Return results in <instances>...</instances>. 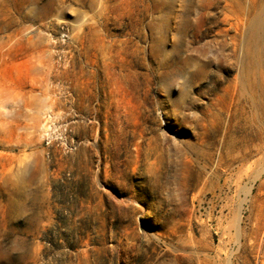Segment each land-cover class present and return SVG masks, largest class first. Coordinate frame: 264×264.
Listing matches in <instances>:
<instances>
[{
    "label": "rangeland",
    "instance_id": "1",
    "mask_svg": "<svg viewBox=\"0 0 264 264\" xmlns=\"http://www.w3.org/2000/svg\"><path fill=\"white\" fill-rule=\"evenodd\" d=\"M263 142L264 0H0V264H264Z\"/></svg>",
    "mask_w": 264,
    "mask_h": 264
},
{
    "label": "bare ground",
    "instance_id": "2",
    "mask_svg": "<svg viewBox=\"0 0 264 264\" xmlns=\"http://www.w3.org/2000/svg\"><path fill=\"white\" fill-rule=\"evenodd\" d=\"M259 150H264V142H263L262 145H260ZM247 152H248V151H247ZM263 168H264V167H263ZM247 173H248V172H247ZM263 173H264V170H263L262 172H260L256 177H254V178L252 179V182H254L257 178L261 177ZM252 191H253V185H251L250 187H248L247 192H246L247 197H252ZM245 197H246V196H245Z\"/></svg>",
    "mask_w": 264,
    "mask_h": 264
}]
</instances>
